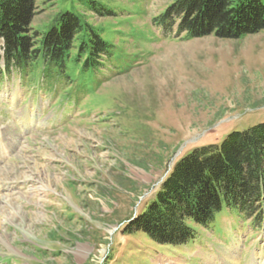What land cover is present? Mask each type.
Listing matches in <instances>:
<instances>
[{
    "label": "rangeland",
    "instance_id": "374dc122",
    "mask_svg": "<svg viewBox=\"0 0 264 264\" xmlns=\"http://www.w3.org/2000/svg\"><path fill=\"white\" fill-rule=\"evenodd\" d=\"M177 1L36 0L34 31L71 12L111 48L61 91L2 78L0 48V264H264V222L228 209L179 247L126 232L180 157L264 123V30L175 37Z\"/></svg>",
    "mask_w": 264,
    "mask_h": 264
},
{
    "label": "trees",
    "instance_id": "16d2710c",
    "mask_svg": "<svg viewBox=\"0 0 264 264\" xmlns=\"http://www.w3.org/2000/svg\"><path fill=\"white\" fill-rule=\"evenodd\" d=\"M37 10L36 0H0L2 73L15 70L47 93L74 83L76 64L82 62L84 74L101 70L111 48L98 33L85 30L71 12L63 13L47 32L34 31ZM156 25L170 35L176 25L175 37L184 34V39H239L264 30V0H178ZM84 31L89 36L77 46ZM226 209L259 225L264 222V123L180 157L126 232L179 247L195 238L194 226L208 228Z\"/></svg>",
    "mask_w": 264,
    "mask_h": 264
},
{
    "label": "bare ground",
    "instance_id": "6f19581e",
    "mask_svg": "<svg viewBox=\"0 0 264 264\" xmlns=\"http://www.w3.org/2000/svg\"><path fill=\"white\" fill-rule=\"evenodd\" d=\"M6 172H7V171H6ZM0 177H1V176H0ZM223 255H224V254H223ZM222 257H223V256H222ZM229 258H232V255H230V254H229V256L227 255L225 259H226L227 261H229V260H228ZM207 259H208V258H207ZM235 259H236V258H235ZM228 263H230V262H228ZM232 264H233V263H232Z\"/></svg>",
    "mask_w": 264,
    "mask_h": 264
}]
</instances>
